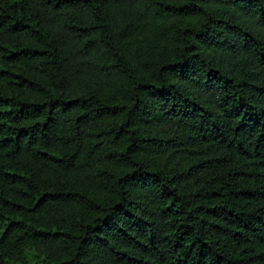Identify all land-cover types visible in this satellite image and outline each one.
Listing matches in <instances>:
<instances>
[{"label": "trees", "instance_id": "1", "mask_svg": "<svg viewBox=\"0 0 264 264\" xmlns=\"http://www.w3.org/2000/svg\"><path fill=\"white\" fill-rule=\"evenodd\" d=\"M0 264H264V0H0Z\"/></svg>", "mask_w": 264, "mask_h": 264}]
</instances>
